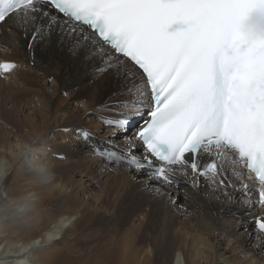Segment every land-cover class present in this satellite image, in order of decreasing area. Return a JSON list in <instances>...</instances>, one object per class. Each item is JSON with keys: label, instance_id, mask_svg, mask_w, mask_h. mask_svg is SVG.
Wrapping results in <instances>:
<instances>
[{"label": "snow or ice", "instance_id": "obj_1", "mask_svg": "<svg viewBox=\"0 0 264 264\" xmlns=\"http://www.w3.org/2000/svg\"><path fill=\"white\" fill-rule=\"evenodd\" d=\"M18 47L29 63L11 58ZM38 49L67 52L98 84L100 98L78 107L99 126L58 130L101 171L138 182L176 211L186 208L173 190L209 181L259 210L252 232L242 222L250 251H238L264 264V0H0V83L34 69ZM40 139L21 156L46 152L35 147ZM36 168L48 181L47 165Z\"/></svg>", "mask_w": 264, "mask_h": 264}, {"label": "bare ground", "instance_id": "obj_2", "mask_svg": "<svg viewBox=\"0 0 264 264\" xmlns=\"http://www.w3.org/2000/svg\"><path fill=\"white\" fill-rule=\"evenodd\" d=\"M14 51L12 59L29 63L23 48ZM36 59L35 68H22L16 82L0 83V104L10 127L37 132L43 147L36 148L49 147L51 151L36 152L35 159L36 165H47L50 176L41 180L35 167L37 175L17 177L15 160L25 144L17 136L0 144V192L7 194V199L0 196V264H33L34 259L40 264H224L225 257L229 264H247L238 251H250L242 222L252 232L251 216L258 209L229 201L202 180L199 189L181 184L179 192L172 191L186 208L176 211L138 182L101 171L85 149L58 130L69 124L99 126L95 117L83 118L78 107L100 98L98 84L67 52L38 49ZM93 187H100L101 194L94 195ZM25 202L29 206L20 212ZM49 234L55 239L49 240ZM35 241L41 246L30 248Z\"/></svg>", "mask_w": 264, "mask_h": 264}, {"label": "rangeland", "instance_id": "obj_3", "mask_svg": "<svg viewBox=\"0 0 264 264\" xmlns=\"http://www.w3.org/2000/svg\"><path fill=\"white\" fill-rule=\"evenodd\" d=\"M2 100H3L2 99V96L0 95V102ZM2 107H3V105L0 104V144L3 143V141L6 142V141H9L10 140V142H11L12 139L14 140V137H16V136H17L16 138L19 139V140H21V141H23L24 144H28V143L31 144L32 141H33V139L37 135V132H34L32 130H29V129L28 130H24L21 127H19V128H15V127L12 128V127H10L9 126L10 124H8L7 121L4 119L5 116L3 114ZM25 113H27L29 115L31 114V112H29V110H27V109L25 110ZM16 118L21 123H25V120L22 118V115L21 114L16 115ZM36 146L43 147V142H41V140H40L35 145V147ZM47 151H51L49 149V147H48ZM17 157L19 158V159H16L15 160V162L17 163V166H18V169H17V172H16L17 177H20V176H22V177H32V176L37 175V174H35V172H36L35 167H36V162H37L36 159H35V157H36V154L35 153H32V154L27 155L26 158H28V159H26L24 157H21V153H19ZM21 159H22V161H21ZM91 191H92V193L94 195L101 194V188L100 187H93ZM3 195H5L4 192L3 191L0 192V196H3ZM13 218H15V217H13ZM13 218H11V220ZM72 219H70L68 222H66L65 223V226H68L70 224V222L72 221ZM59 235L60 234H58V235L55 234V236H59ZM223 246H225V245H223Z\"/></svg>", "mask_w": 264, "mask_h": 264}]
</instances>
